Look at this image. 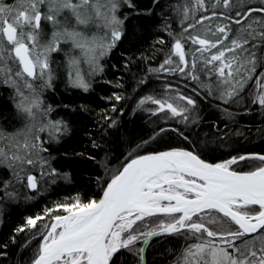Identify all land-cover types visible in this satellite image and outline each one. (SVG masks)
I'll list each match as a JSON object with an SVG mask.
<instances>
[{
	"label": "snow or ice",
	"instance_id": "6c2138e0",
	"mask_svg": "<svg viewBox=\"0 0 264 264\" xmlns=\"http://www.w3.org/2000/svg\"><path fill=\"white\" fill-rule=\"evenodd\" d=\"M157 6L159 0H153V8L141 12L134 0H16L15 5L0 0V86L12 90L13 108L24 121L12 131L0 126V168L9 172L8 179H0V201L17 199L21 188L38 194L45 178L68 179L44 155L48 149L41 138L44 133L47 141L59 143L69 131L66 121L51 118L55 109L43 98L55 78L53 54L64 53L69 84L87 92L91 84L81 65H88L90 75L104 71L101 60L121 42L130 18L120 15L122 9L151 16ZM175 11L186 26L174 36L168 32L172 47L158 68L148 69L166 74L164 93L145 95L137 108L177 124H197L193 97L212 99L225 121L224 135L245 136L239 128L232 131L236 118L264 117V71H257L264 69V0H184ZM169 27L164 24L161 31ZM189 82L195 86L189 88ZM108 99L124 97L114 93ZM115 125L111 121L109 127ZM166 130L161 127L128 153L99 199L85 202L76 195L55 202L26 217L10 241L29 233L23 250L39 240L30 264H128L125 253L147 264L146 246L161 236L184 237L173 264H264V154L231 155L215 163L202 158L214 150L208 145L138 154ZM170 130L186 141L192 134ZM257 132L264 134V124ZM253 160L259 166L240 168ZM7 248L0 244V258Z\"/></svg>",
	"mask_w": 264,
	"mask_h": 264
},
{
	"label": "trees",
	"instance_id": "16d2710c",
	"mask_svg": "<svg viewBox=\"0 0 264 264\" xmlns=\"http://www.w3.org/2000/svg\"><path fill=\"white\" fill-rule=\"evenodd\" d=\"M3 2L11 5L16 0ZM183 2L184 0H159V6L154 8L151 16L134 15L128 8L122 9L121 16L124 12L130 16L124 24L125 35L117 47L104 58V71L94 78L89 91L69 85L61 66V75L58 79L54 78L52 87L44 91L43 97L55 109L53 116L67 122L69 131L60 138L59 143H46V156L53 158L52 167L57 173H67L68 179H63L61 175L55 177V183H50V178L45 179L38 194L21 188L19 196L22 200H14L17 203H11L2 211L0 244L7 243L8 248L7 256L0 258V264H30L32 250L39 240H33L28 248L22 250L30 234H15V243H12L10 237L14 235V229L23 225L26 217L42 214L44 208L53 206L55 202L76 195L85 202L100 198L106 183L126 163L128 153L133 152L137 144L159 132L161 127L167 130L145 145L138 154L177 147L189 150L195 148L198 151L199 147L205 145L214 150H208L202 158L212 163L222 162L231 155L264 154V134L257 132V126L264 124V117L259 115H241L236 118L239 123L232 127V131L239 128L245 134L241 137L224 135L226 130L222 129V125L225 121L213 106L215 101L212 99L193 97L199 105L197 124H177L165 119L163 114L154 116L137 108L139 100L145 95L160 97L164 93L166 74L151 73L148 69L158 68L172 47L174 41L168 32L174 36L186 26V23L180 24V16L175 11ZM134 3L141 12L153 8V0H134ZM164 24L170 27L161 31ZM160 39L164 40L163 44L157 43ZM257 71L264 69L258 68ZM142 79L147 82L141 84ZM168 79L173 83H185L183 80L177 81L175 77ZM117 84L122 86L116 87ZM194 86V82L188 83L189 88ZM114 93L124 99H108ZM11 97L12 90L0 86V125L9 129L20 123ZM113 105L116 111L112 110ZM146 107L155 106L149 104ZM105 117H110L111 120ZM111 121H116V125L109 127ZM214 124L221 127L214 128ZM176 127L185 134L189 131L192 133L187 141L170 130ZM93 142L98 147H94ZM257 166L259 162L253 160L240 168L248 171ZM6 174L5 170L0 169L2 178ZM1 203L0 201V206ZM184 243V237L155 238L146 247L145 260L147 264H173ZM124 259L128 264H138L127 253L124 254Z\"/></svg>",
	"mask_w": 264,
	"mask_h": 264
},
{
	"label": "rangeland",
	"instance_id": "374dc122",
	"mask_svg": "<svg viewBox=\"0 0 264 264\" xmlns=\"http://www.w3.org/2000/svg\"><path fill=\"white\" fill-rule=\"evenodd\" d=\"M16 4V2L15 3H13V4H11V5H15ZM44 31L46 32V33H48V34H50V31H51V29H50V27H48V26H45V28H44ZM186 48H187V46H186ZM52 60L54 61V63H53V65H52V67H53V69H54V74H55V79L57 78L58 79V77L61 75V73H60V68H61V66H62V68H63V70H64V73H65V76H66V82L69 84V77H68V71H69V69L67 68V66H66V57H65V55H64V53H59V55H57V54H53V56H52ZM61 60H62V65H61ZM104 60V59H103ZM103 60H101V64L103 65ZM81 67H82V70H83V74H84V76H85V79L87 80V81H89L90 82V84H92V81L94 80V78L99 74V73H96V74H89V72H88V65L86 64V63H84V64H82L81 65ZM54 82V81H53ZM52 82V83H53ZM70 85V84H69ZM44 98V97H43ZM45 101V100H44ZM46 103V102H45ZM47 104V103H46ZM17 114V113H16ZM51 118L52 119H60V118H56V117H54L53 116V114H51ZM23 123H24V121L20 118V123H19V125H16V126H14L12 129H9V128H5V129H7L8 131H12V130H14L15 128H20V127H22L23 126ZM1 126V125H0ZM41 138L42 139H44V140H46V143H49V142H53V141H47V139H46V134H44V133H41ZM46 143H45V147H46ZM54 143V142H53ZM44 155L46 156V153H44ZM1 170H5L6 172H7V174H6V177H1L0 176V179H8L9 178V172H8V170H6V169H3V168H0ZM45 179H49V178H45ZM16 201H19V200H22V197L21 196H19L17 199H15ZM16 201H14V200H4V201H1L2 203H1V206H0V220H1V218H2V216H3V213H2V211H5L9 206H10V204L11 203H13V202H15V203H17Z\"/></svg>",
	"mask_w": 264,
	"mask_h": 264
},
{
	"label": "water",
	"instance_id": "95a60500",
	"mask_svg": "<svg viewBox=\"0 0 264 264\" xmlns=\"http://www.w3.org/2000/svg\"><path fill=\"white\" fill-rule=\"evenodd\" d=\"M165 150H167V149H165ZM161 151H162V150H161ZM143 154H145V153H143ZM208 162H209V161H208ZM101 196H102V195H101ZM98 199H99V198H98ZM153 239H155V238H153ZM153 239H152V240H153ZM152 240H151V241H152ZM146 247H147V246H146Z\"/></svg>",
	"mask_w": 264,
	"mask_h": 264
}]
</instances>
